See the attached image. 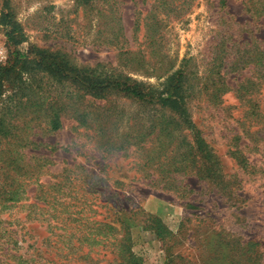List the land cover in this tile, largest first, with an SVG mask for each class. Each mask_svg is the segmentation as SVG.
Here are the masks:
<instances>
[{"label":"rangeland","instance_id":"obj_1","mask_svg":"<svg viewBox=\"0 0 264 264\" xmlns=\"http://www.w3.org/2000/svg\"><path fill=\"white\" fill-rule=\"evenodd\" d=\"M8 2L22 51L48 49L153 93L181 76L194 127L181 108L115 91L87 97L85 117L67 110L58 131L39 130L31 141L40 144L23 151L31 182L0 199V264H135L132 255L138 264H264V153L248 128L250 107L264 109V84L250 91L255 103L237 92L259 81L264 0H110L114 20L99 17L97 1ZM12 49L0 23V64ZM50 82L68 102L72 87ZM196 132L212 154L207 179L181 158ZM236 148L261 169L244 170Z\"/></svg>","mask_w":264,"mask_h":264},{"label":"trees","instance_id":"obj_2","mask_svg":"<svg viewBox=\"0 0 264 264\" xmlns=\"http://www.w3.org/2000/svg\"><path fill=\"white\" fill-rule=\"evenodd\" d=\"M76 1L81 5L97 1L96 5L101 4L97 9L99 17L115 19L114 7H110V0ZM0 2L2 4L0 23L5 28L8 44L13 47L6 63L0 64V199L12 201L18 193L17 189L31 182L29 175L32 174V169H28L24 163L23 151L31 145L40 144L31 141V136H38L39 130L44 133L58 131L62 126L61 116L66 114L67 110L75 114L82 113L80 117H85L82 102L87 97L104 100L111 91H115L138 101H149L173 109L181 108L180 112L184 113V123L190 128L194 127L187 115L185 96L183 99L181 95L179 79L181 76L170 75L167 78L169 81L167 87L153 93L151 86L132 81L128 77L91 73L73 65L65 56L48 49L29 47L26 51H22L18 48L24 39L22 28L15 21L8 0H0ZM110 30L113 42L119 43L120 30L117 24H113ZM259 55L260 59L254 60L259 81L256 83L250 81L252 87L249 91L243 87L249 80L243 81L237 89L240 98L251 103H255L252 96L256 91H250L264 84V51ZM252 60L250 57L249 62ZM50 80L72 87V90L68 89L65 95L69 97L68 102H63L60 95L55 96L49 92L52 84ZM248 112L252 116L248 128H253L251 135L260 144L258 150L262 149L261 153H264V109L250 107ZM188 145L181 156L185 169L190 165L192 166L190 172H193V168H196L194 174L200 179L213 177L211 172L214 171V164H210L212 154L204 139L196 132L194 143ZM247 146L244 145V148ZM252 150L256 151L257 147L252 145ZM232 155L244 170L249 169L250 166L256 171L261 169L249 164V157L244 155L243 150L236 148ZM199 163L205 170L203 173L202 166L198 167ZM24 179L28 180L24 181ZM132 258L135 264H138L137 257L132 255Z\"/></svg>","mask_w":264,"mask_h":264}]
</instances>
